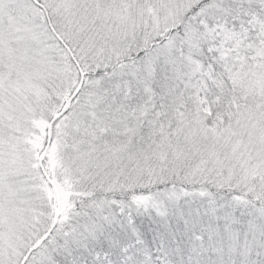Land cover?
Listing matches in <instances>:
<instances>
[{
	"label": "snow or ice",
	"instance_id": "snow-or-ice-1",
	"mask_svg": "<svg viewBox=\"0 0 264 264\" xmlns=\"http://www.w3.org/2000/svg\"><path fill=\"white\" fill-rule=\"evenodd\" d=\"M0 264H264V0H0Z\"/></svg>",
	"mask_w": 264,
	"mask_h": 264
}]
</instances>
